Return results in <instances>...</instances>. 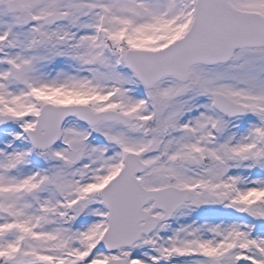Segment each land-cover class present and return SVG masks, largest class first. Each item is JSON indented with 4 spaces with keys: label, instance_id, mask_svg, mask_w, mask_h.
<instances>
[{
    "label": "snow or ice",
    "instance_id": "obj_1",
    "mask_svg": "<svg viewBox=\"0 0 264 264\" xmlns=\"http://www.w3.org/2000/svg\"><path fill=\"white\" fill-rule=\"evenodd\" d=\"M0 264H264V0H0Z\"/></svg>",
    "mask_w": 264,
    "mask_h": 264
}]
</instances>
